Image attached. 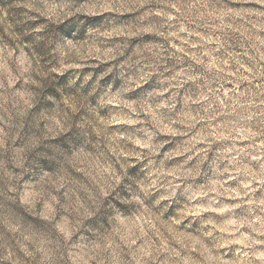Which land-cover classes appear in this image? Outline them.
Returning <instances> with one entry per match:
<instances>
[{
  "label": "clouds",
  "instance_id": "9594fccd",
  "mask_svg": "<svg viewBox=\"0 0 264 264\" xmlns=\"http://www.w3.org/2000/svg\"><path fill=\"white\" fill-rule=\"evenodd\" d=\"M0 264H264V0H0Z\"/></svg>",
  "mask_w": 264,
  "mask_h": 264
},
{
  "label": "rangeland",
  "instance_id": "374dc122",
  "mask_svg": "<svg viewBox=\"0 0 264 264\" xmlns=\"http://www.w3.org/2000/svg\"><path fill=\"white\" fill-rule=\"evenodd\" d=\"M134 227H135L134 225H129V226H128V230L131 231V230L134 229Z\"/></svg>",
  "mask_w": 264,
  "mask_h": 264
}]
</instances>
